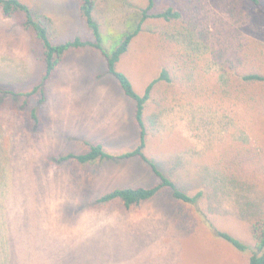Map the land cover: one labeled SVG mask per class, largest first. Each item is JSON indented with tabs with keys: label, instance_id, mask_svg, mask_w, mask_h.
Masks as SVG:
<instances>
[{
	"label": "rangeland",
	"instance_id": "1",
	"mask_svg": "<svg viewBox=\"0 0 264 264\" xmlns=\"http://www.w3.org/2000/svg\"><path fill=\"white\" fill-rule=\"evenodd\" d=\"M27 1L49 19L54 43L92 39L80 0ZM97 2L106 36L123 31L134 6L147 4ZM171 4L183 19H151L119 69L139 93L162 66L172 70L176 82L157 85L147 108V153L180 187L201 191L199 203L183 204L167 191L131 209L98 203L115 188L150 187L159 178L139 158L94 167L55 161L91 143L111 155L139 143L134 102L106 72L104 57L74 50L47 83L39 122L29 115L39 98L25 107L0 93V264H249L251 251L216 229L248 243L249 214L264 211V94L231 83L236 71L264 72V0H156V10ZM44 73L23 17H6L0 7L1 88L26 93Z\"/></svg>",
	"mask_w": 264,
	"mask_h": 264
},
{
	"label": "trees",
	"instance_id": "2",
	"mask_svg": "<svg viewBox=\"0 0 264 264\" xmlns=\"http://www.w3.org/2000/svg\"><path fill=\"white\" fill-rule=\"evenodd\" d=\"M239 1H249L255 4L261 3V0ZM0 7L3 15L6 17L21 15L23 17L24 27L34 35L35 40L40 46V52L45 64V73L41 82L26 93L2 89L0 86V93L4 95L11 94L13 97L22 98L25 107L34 97L39 98L37 102L38 106L34 105V107L29 110V115L35 123L40 120L38 110L47 97V83L52 79L58 67L65 61L67 55L74 50L90 48L99 51L104 57L106 72L116 79L124 94L134 102V119L140 132L137 146L118 155H111L105 150L103 143H91L89 144L88 150L85 152H71L55 156V161L58 163L69 161L84 167H94L108 159L139 158L145 162L159 178V182L150 187L127 186L115 188L98 197V203L107 204L118 201L121 202L126 209H131L141 205L143 202L154 199L165 191L169 192L174 199L183 204L195 206L199 203L203 194L201 191L191 193L180 187L174 176L163 171L158 161L150 157L147 153L151 133V127L146 115L147 108L150 101L153 100L154 89L157 85H171L176 82L172 70L166 65L162 66L158 75L147 85L144 93H139L131 78L119 69L124 57L129 53L133 42L143 33L145 25L151 19L156 18L165 22L183 19V12L177 9L175 4L166 5L158 11L156 10V0H147V4L144 7L139 8L138 6H134V11L125 22L123 31L115 30L111 32L110 35L106 36L102 31L101 23L97 17V0H80V12L91 32L92 39H84L78 36L73 40L63 43H54L52 41L49 19L39 17L35 13L31 3L27 0H0ZM231 68L233 69V67ZM231 83L237 91L249 93L260 92L264 94V72L262 71H236L231 79ZM2 151L3 143L0 141V165H2L4 159ZM244 161H247V159L244 158ZM2 195L3 193H1L0 196L1 200H3ZM0 207H2V204H0ZM248 224L250 227L249 233L251 235V241L248 243L227 231L216 229V233L232 243L239 250L251 251L249 264H264V211L263 213L261 211L253 214L250 213ZM1 241L3 242L4 251L6 243L3 238ZM7 245L9 246V244ZM9 255L7 251V260ZM2 259H4V256L1 257V260Z\"/></svg>",
	"mask_w": 264,
	"mask_h": 264
}]
</instances>
